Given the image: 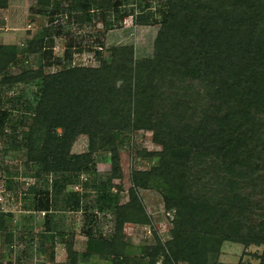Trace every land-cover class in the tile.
Listing matches in <instances>:
<instances>
[{
  "label": "trees",
  "instance_id": "trees-1",
  "mask_svg": "<svg viewBox=\"0 0 264 264\" xmlns=\"http://www.w3.org/2000/svg\"><path fill=\"white\" fill-rule=\"evenodd\" d=\"M34 2L31 12L51 24L59 16L80 25L99 17L111 32L115 19L132 17L133 27L121 29V42L110 44L98 67L48 74L31 67L12 74L10 67L29 54L49 59L56 29L37 32L23 49L0 43V153L20 155L23 165L5 188L18 190L20 176L34 179L21 199L29 201L26 211L45 215L42 233L26 231L28 250L36 240L39 256L46 255V242L66 235L61 215L82 213L85 251L69 249L66 264H210L228 242L262 247L252 257L264 264V0ZM7 7L0 0V11ZM145 28L147 51L133 38ZM19 85L35 86L31 99L4 98ZM136 131L150 132L161 149L139 154L157 163L131 171L129 200L121 204L113 183L122 176L117 149ZM80 136L87 150L73 154ZM98 157L109 163L107 173L97 170ZM80 183L81 192L68 189ZM149 189L173 214L169 240L155 237L141 257H131L129 243L96 231L98 215L149 225L138 194ZM13 220L0 210V264H31L26 251L14 255Z\"/></svg>",
  "mask_w": 264,
  "mask_h": 264
},
{
  "label": "rangeland",
  "instance_id": "rangeland-1",
  "mask_svg": "<svg viewBox=\"0 0 264 264\" xmlns=\"http://www.w3.org/2000/svg\"><path fill=\"white\" fill-rule=\"evenodd\" d=\"M34 5H36L34 0H8L7 9L0 11V20L2 21L0 25V43L23 49L26 46V42L32 39L37 32L51 27L58 32L54 37L51 57L46 59L41 53L29 54L24 59L22 57V63L10 67L12 74L19 73L22 70L21 67L42 68L46 74L55 73L69 67L96 68L100 65L101 60L109 59L107 48L110 44L113 41L121 42V36L123 35L121 29H132L133 27L131 17H126L123 21L115 19V29L111 32L106 31L103 21L99 17H93L91 21H84L80 25L75 23L72 18L68 21L66 16H59L55 18L57 22L51 24L48 23L47 17L32 13L35 10L31 12ZM111 20L114 21L112 14ZM28 25L30 28H28ZM59 26L63 28L60 29ZM150 32L151 30L145 28L133 33V38L140 50H148ZM99 42L104 43L105 47L99 49ZM96 52L100 53V55L98 56ZM34 91V85H19L6 92L4 98L23 93L26 99H31ZM3 107L9 108L10 103L4 102ZM127 137L128 140L120 143L117 149L122 176L119 180L113 181L114 185L119 187L121 204L129 200L128 190L131 186V171L148 170L157 163V158L149 159L139 154L143 151L158 152L161 149L160 146L152 142V134L150 132L136 131L127 134ZM86 150L87 138L80 136L73 144L71 153L80 154ZM22 166V157L20 155L9 154V156H4L0 153V210L13 213L14 215L13 224L15 225L14 230L17 236L14 255L16 256L19 253L23 255L24 251H26L30 256V258L26 259L31 260V262L27 263L34 264L36 260H40L50 264L49 253L51 251L54 254L53 257L56 264H66L69 249L76 252L85 251L86 237L82 230L86 224L84 215L82 213H63L61 215L62 217L60 218H62L66 235H57L54 240H48L46 245L49 250L46 255L39 256L36 240L33 248L28 250L30 236H28L26 231H31L34 234L42 233L45 228V215L41 212L32 213L26 211L25 205L29 201L26 200L24 203L21 199L23 192L27 190L28 186L35 183L34 179L20 176L18 179L20 183L18 190L5 188V181L9 176L11 177V173L17 172L21 174L23 172ZM109 169V163L103 157H98L97 170L100 173H107ZM84 177L86 176L84 175ZM68 189L70 190V187ZM138 194L149 217V225L116 224L115 221H110L109 217L103 218V215L99 214L96 228V231L101 232L102 235L115 234L119 240L129 243L130 247L127 255L131 257H141L145 247L155 245V237L162 242L169 240V231L172 227L173 214L164 210L163 199L156 190H140ZM89 201H91V198ZM22 224L25 225V228L21 227ZM35 239L37 238L35 237ZM3 246L2 237L0 236V259L5 255ZM261 252L262 247L250 246L244 250L241 245L229 242L223 243L217 259L211 261L210 264H258V260L253 258L252 255H259ZM157 264H160V261Z\"/></svg>",
  "mask_w": 264,
  "mask_h": 264
},
{
  "label": "built area",
  "instance_id": "built-area-1",
  "mask_svg": "<svg viewBox=\"0 0 264 264\" xmlns=\"http://www.w3.org/2000/svg\"><path fill=\"white\" fill-rule=\"evenodd\" d=\"M131 19H132V17H131ZM28 28H30L29 25H28ZM25 63H26V62H25ZM80 179H81V183H82V182H85L86 177H84V175H82V176L80 177ZM81 183H80V184H76V185H72V186L70 187V190L73 191V192H81V190H82V188H81ZM43 214H44V213H43Z\"/></svg>",
  "mask_w": 264,
  "mask_h": 264
},
{
  "label": "crops",
  "instance_id": "crops-1",
  "mask_svg": "<svg viewBox=\"0 0 264 264\" xmlns=\"http://www.w3.org/2000/svg\"><path fill=\"white\" fill-rule=\"evenodd\" d=\"M55 22H57V20H55ZM49 23V22H48ZM54 28H56V27H54ZM55 35H57V34H55ZM55 35L52 37V39H53V44H54V37H55ZM99 48V47H98ZM52 49H53V47H52ZM52 49H51V51H52ZM100 49V48H99Z\"/></svg>",
  "mask_w": 264,
  "mask_h": 264
}]
</instances>
